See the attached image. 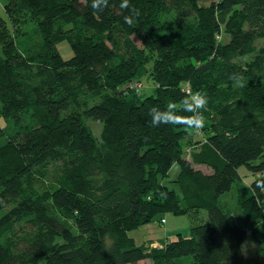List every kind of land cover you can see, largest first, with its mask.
Instances as JSON below:
<instances>
[{
  "label": "trees",
  "instance_id": "16d2710c",
  "mask_svg": "<svg viewBox=\"0 0 264 264\" xmlns=\"http://www.w3.org/2000/svg\"><path fill=\"white\" fill-rule=\"evenodd\" d=\"M91 3L6 0L0 16V264H264L245 254L264 238V0H129L131 27L120 0ZM196 92L199 134L151 126L152 107ZM202 210L162 247L130 236Z\"/></svg>",
  "mask_w": 264,
  "mask_h": 264
},
{
  "label": "rangeland",
  "instance_id": "374dc122",
  "mask_svg": "<svg viewBox=\"0 0 264 264\" xmlns=\"http://www.w3.org/2000/svg\"><path fill=\"white\" fill-rule=\"evenodd\" d=\"M207 4L214 0H203ZM6 0H0V16H2L7 22H9L8 15L5 9ZM28 23L24 27L23 30L28 31V35H30V39L36 40L37 35L33 29L35 28V23H33V19L28 18ZM138 42V40H135ZM59 50L65 59H69L72 56V50L69 45L63 43L59 45ZM145 89L144 94L150 95L153 92V82L148 78L143 80ZM1 122V121H0ZM93 129L97 135L101 132V126L97 124H93ZM187 150H190V147H186ZM179 166H174L170 172L169 178L164 181L167 186L174 188L175 184L172 183L178 175ZM241 174L246 183L250 184L254 180V176L249 174L246 168H241ZM248 175V177H245ZM224 201L226 205L233 210L234 214L239 213L240 207L238 203V194L236 192L235 187L233 191L224 197ZM237 216V215H235ZM166 222L162 220L159 222L156 220L155 222L149 223L145 226H142L130 233V236L136 241V244H152L155 246H164L168 243L169 240L177 239L179 234L181 236H186L190 234L191 229L196 224H201L204 220H207V213L205 211H200L196 215L186 214V215H172L168 214L165 217ZM264 238L255 237L254 239L249 238L245 244V254L247 259H258L264 256ZM148 261L141 262L139 264H146Z\"/></svg>",
  "mask_w": 264,
  "mask_h": 264
},
{
  "label": "clouds",
  "instance_id": "9594fccd",
  "mask_svg": "<svg viewBox=\"0 0 264 264\" xmlns=\"http://www.w3.org/2000/svg\"><path fill=\"white\" fill-rule=\"evenodd\" d=\"M91 7L98 13H102L108 8V0H92ZM119 8L125 11L124 23L128 26H134L140 16V11L130 8L129 0H120ZM234 86H243V76L240 73H233L230 77ZM208 105V98L202 92H196L191 96H186L179 103H168L163 110L159 106L152 107L149 110L151 117V126L159 127L161 125L183 126L186 130H192L199 134L205 126V117L203 111ZM181 113H192V115H182ZM256 189L264 192V182H259Z\"/></svg>",
  "mask_w": 264,
  "mask_h": 264
},
{
  "label": "crops",
  "instance_id": "0c3cea01",
  "mask_svg": "<svg viewBox=\"0 0 264 264\" xmlns=\"http://www.w3.org/2000/svg\"><path fill=\"white\" fill-rule=\"evenodd\" d=\"M152 246H155V245H152ZM156 247V246H155Z\"/></svg>",
  "mask_w": 264,
  "mask_h": 264
},
{
  "label": "built area",
  "instance_id": "2783aa9c",
  "mask_svg": "<svg viewBox=\"0 0 264 264\" xmlns=\"http://www.w3.org/2000/svg\"><path fill=\"white\" fill-rule=\"evenodd\" d=\"M166 220H164V222H165Z\"/></svg>",
  "mask_w": 264,
  "mask_h": 264
}]
</instances>
